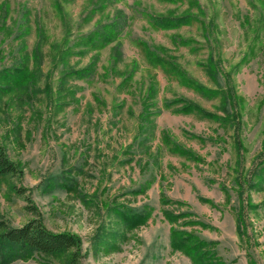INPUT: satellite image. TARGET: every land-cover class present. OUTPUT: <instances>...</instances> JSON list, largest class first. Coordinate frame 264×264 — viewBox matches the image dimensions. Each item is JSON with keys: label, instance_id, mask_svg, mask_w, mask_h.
<instances>
[{"label": "rangeland", "instance_id": "1", "mask_svg": "<svg viewBox=\"0 0 264 264\" xmlns=\"http://www.w3.org/2000/svg\"><path fill=\"white\" fill-rule=\"evenodd\" d=\"M198 1L205 24L159 30L151 16L180 14L188 0H0V74L25 67L26 57L34 72L26 89L0 77L9 86L0 90V144L21 170L0 175V220L21 227L35 217L27 210L34 206L50 231L81 239L75 264H192L172 248L174 225L164 214L189 212L203 225L181 219L179 227L217 242L226 264H264V205L248 213L251 243L239 238L235 219L236 171L252 169L264 143V0ZM116 18L121 33L115 42L97 51L82 45V37ZM65 36L71 51L58 63ZM175 36L194 38L196 49L175 45ZM143 44L165 47L210 88L200 63L213 56L242 100L240 130L175 113L180 104L166 109L167 101L185 99L222 113L219 98L208 100L152 66ZM93 56L92 76L62 78L64 68H83ZM145 102L153 104L149 119ZM165 134L201 161L171 152ZM250 195L260 204L264 188ZM116 209L150 215L128 226ZM71 253L30 252L3 264H70Z\"/></svg>", "mask_w": 264, "mask_h": 264}, {"label": "trees", "instance_id": "2", "mask_svg": "<svg viewBox=\"0 0 264 264\" xmlns=\"http://www.w3.org/2000/svg\"><path fill=\"white\" fill-rule=\"evenodd\" d=\"M103 1L104 3L107 2V0ZM177 1L178 0H173V3H176ZM103 5L105 4H100V7H103ZM60 7L61 6H59V8ZM204 17L205 12L201 7L200 2L198 0H188V8L182 13H169L167 15L162 14L159 16H151L150 20L156 29L171 30L180 29L183 26H192L195 22L205 24ZM120 26L121 22L120 20H117V18L110 22L100 23L97 28L82 37L80 41L83 46L90 50H101L115 42L120 37ZM42 33L43 30L40 31V39L42 37ZM41 41L42 40L37 42V46L34 50L35 57H37ZM173 42L177 46L189 47L192 50L196 49V41L194 38L175 36L173 38ZM62 45L63 46L58 50V63L60 61L65 62L67 55L70 54L71 46L70 40L67 36L64 37ZM143 45L146 58L152 66L162 68L166 74L178 79L182 86L193 90L208 100L219 98L222 113L208 111L201 105L195 102L186 101L185 99H176L174 102L167 101L165 103L166 109H171L173 105L180 104L181 106L174 108L175 113H196L204 118L218 121L222 125L233 124L234 129L237 132L240 130L242 118L241 108L243 107L242 100L236 94L232 80L230 79V74L223 72V69L219 66L213 56H209L206 62L200 63L203 70L215 86L214 88H210L196 78L192 77L187 70H185L180 63H178L175 57L169 54L165 47H150L147 44ZM118 55L119 51L116 49L113 60L114 65L118 63ZM97 59L98 58L93 56L90 63L83 68H64L62 70V78H89L96 71L98 63ZM29 61L30 58L26 57L24 59L25 67H19L13 72H3L2 75L0 74V77L2 79L6 78L4 80L5 82L8 84L12 83L18 88H28L34 80V72L31 71L28 66ZM131 77L132 74L129 78ZM221 78L224 79V84H221ZM8 84H0V90L3 88L7 89L9 87ZM154 89L153 85L148 89V93H152V95L148 94V100L155 95ZM59 92L58 97L63 94L61 90H59ZM151 105L153 104L147 102L144 104L143 117L145 119H149L152 115V112L149 110ZM237 135L235 142L239 150L243 144L242 140ZM163 143L170 148L171 152L175 154L186 156L187 158L197 162L201 161V158L192 150L182 147L178 143L174 142L168 134L163 136ZM257 159L258 160L252 169L248 172L237 170L235 176L236 189L239 196V207L236 210L235 217L237 235L242 239V241H247L249 243H251V237L248 233V213L250 211H256L264 205V200L260 204H253L250 195L251 191L261 190L264 188V143L263 150ZM20 172L21 170L18 165L10 160L5 147L0 144V175H15ZM163 202L170 203L172 201L163 198ZM27 210L35 217L21 227H11L7 222L0 220V264L13 259L14 257H24L30 252H36L45 256L58 257L63 253L70 251H72L70 264H75L80 257L82 249L81 239L77 235L69 232L54 233L50 231L45 226L42 217L34 206L28 205ZM116 212L128 226L137 221L144 223L150 215L148 212L132 214L128 210L122 211L121 209H116ZM164 214L166 219L174 225L171 228L170 234V242L174 250H178L186 254L190 258L192 264H226L218 256V253L215 250L217 242L204 240L196 235V233L179 227V220L181 219H187L184 222L186 225H203L200 221L190 220L189 216L192 215L191 213L184 212L175 214L174 212L165 211Z\"/></svg>", "mask_w": 264, "mask_h": 264}]
</instances>
